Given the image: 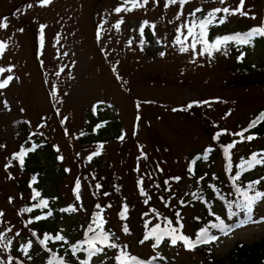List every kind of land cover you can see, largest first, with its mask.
Here are the masks:
<instances>
[{
    "label": "rangeland",
    "instance_id": "1",
    "mask_svg": "<svg viewBox=\"0 0 264 264\" xmlns=\"http://www.w3.org/2000/svg\"><path fill=\"white\" fill-rule=\"evenodd\" d=\"M239 6L240 0H190L184 5L168 0L145 4L52 0L47 6L41 0H0V23L8 25L0 28V42L7 44L0 54V68L11 69L0 73V82L13 78L0 89V264L49 263L50 251L33 234L42 232L34 230L31 215L24 211L47 199L48 209L40 212L51 214L41 224L55 232L61 227L74 243L83 240L82 231L91 225L96 210L106 221L104 230L113 233L118 245L112 257L123 249L142 264L203 263L198 246L188 250L182 242L172 245L170 241L154 247L139 240L157 226L155 221L150 229L144 226L151 224L148 218L170 213L164 205L166 198L181 210L183 235L196 239L202 224L196 225L197 211L210 193L202 192L203 184L190 173L192 160L214 146L206 127L213 122L238 140L242 128L264 110V85L233 84L238 77H248L237 64L259 68L250 73L251 78L264 75V36L248 44L231 41L211 55H201L203 45L198 43L193 51V38L182 27L207 18L216 8L232 11ZM196 8L203 11L193 17L190 14ZM243 12L247 15L216 13L207 30L209 42L264 27V0H244ZM220 18L225 19L223 24ZM177 36L189 51L181 52ZM98 124L106 128L102 136L97 135ZM250 136L254 138L239 139L238 160L257 149L264 152V133ZM44 143L53 149H46ZM34 144L38 149L25 158V168L15 154ZM36 152L38 164L33 159ZM96 152L100 154L93 155ZM209 156L208 163L198 158L204 182L220 184V179L227 180L224 154L212 149ZM34 177L31 186L27 182ZM141 180L147 196L141 194ZM36 191L40 197L33 199ZM125 205L128 225L119 220ZM262 218L264 200L258 199L250 220L243 211L224 226L227 235L211 233L219 237L208 243L214 255L223 258L236 244L264 240V222H254ZM240 221L244 224L237 227ZM29 242L25 255L23 249ZM61 245L67 250V244ZM104 257L93 256L90 261L88 257L83 264H101Z\"/></svg>",
    "mask_w": 264,
    "mask_h": 264
},
{
    "label": "trees",
    "instance_id": "2",
    "mask_svg": "<svg viewBox=\"0 0 264 264\" xmlns=\"http://www.w3.org/2000/svg\"><path fill=\"white\" fill-rule=\"evenodd\" d=\"M248 32H243V33H238V34H246ZM211 43V42H210ZM241 63V62H240ZM237 66L239 67V69L241 71H245L246 74H248V77L246 78L245 76H241L238 77L237 79H235L234 81V85L237 86H244V87H248V85H255V86H259V85H264V75L263 76H258L255 78H251L250 77V73L257 71L258 69L254 68L251 69L249 68L248 65L245 64H237ZM255 121V125L253 126V122ZM104 124H98V126H96V130H97V135L99 134L100 136L103 135V131L104 129H106L104 126ZM210 128L206 127V135L209 137V139L213 142V147L212 149L214 150H219L224 154V161L226 162L225 165V172H226V179L225 181H223V178L220 179V184H215L212 182H204L205 178L201 167H199V160H194L193 166L191 167V174H193L194 178H198L200 177V181L203 184L202 188L205 190H202V192H207V194L204 197V201H203V205L199 206V209L197 211V214L199 218H197V224L200 223V221H202L204 219L205 216H207L208 218H210V213L211 211V204H215L216 202H220V204L224 205L225 209H232L234 208V210L232 211L231 215L233 213H236L238 211H240V204L243 201V196L241 195V193L243 192H247L249 196H255L257 192L260 193H264V163H260V164H254L255 166V171H260L259 176H257V173L252 176L249 177L250 175H244L243 177L245 179H247L250 183L252 188L249 189V185L244 184L243 182H241V180H237L234 179L235 175L233 174V172H231V168H230V164L233 163L235 165H237L235 159H237L236 155H235V151L238 147V145L240 144L241 141H243L244 138L249 137L250 134H254L255 135H261L264 133V110L260 111V113H258L257 115L254 116L253 121L246 126V128H242V131L244 133L243 137H241L240 135H237L238 140H236L234 138V135L232 134V132L229 129H226L224 127H221V129H219V127H217V125L213 122L209 123ZM114 128V127H113ZM103 130V131H102ZM239 139L241 141H239ZM231 145H235L234 147H230ZM46 149H51L50 146H46ZM227 149V151H226ZM209 150L207 149L206 151V155L209 154ZM253 155L256 156L257 160H262L264 161V152L260 151V150H255L253 152H251L250 156L251 160ZM200 159H202L203 161H208L210 158L205 159L204 156H200L198 157ZM35 162L38 164L39 163V159H36V157H34ZM250 160H246V158H242L240 160V165H244L246 167L244 168H248V163H250ZM241 167L239 166V169ZM35 171V170H34ZM224 176V178H225ZM256 176V177H255ZM257 181H259V183H257ZM228 189L231 194V198L228 197ZM200 198V197H199ZM198 197H195L194 200H199ZM117 200V198H114ZM114 199L112 200V204L115 206V201ZM179 201L183 202L184 207L187 206V202H185L182 198L179 199ZM165 207L170 208V213H171V217L176 219L178 217L177 213H180V208L178 206H173L171 205L169 199H165V203H164ZM104 206V205H103ZM123 209H121L120 213L122 212ZM119 213V216H120ZM148 214H150L149 212H147ZM37 217H41L42 213H36ZM167 217H169L168 215L165 214H159V216H157V214L155 215V219H159L161 220H166L167 221ZM150 220V218H148ZM179 219V218H178ZM120 220L123 222V224H125V220L121 219ZM196 224V225H197ZM39 227L41 230H49L52 231L53 229H51L50 227H46L43 224H39ZM54 231V230H53ZM52 231V232H53ZM131 234H135V232H131ZM113 238V237H112ZM111 238L110 243H115L113 242ZM69 241H72V239L70 238ZM152 242V241H151ZM49 245L52 246L54 248V250H56V252L60 253L61 252V245H58L56 241H50ZM71 245V244H70ZM113 248H109L106 251L104 250L101 253H98L97 255H101L103 256V254H107V257L104 259V261H102L101 264H105L110 260H113L114 257H112V253L111 251H113ZM198 253L200 255H202L205 259L202 260L203 263L202 264H264V240H262L261 242H256L253 245H247V244H236L233 249L225 256L222 257H216L214 255V249H211L209 246H205V247H201L200 249H198ZM50 254L51 251H50ZM63 257V261L65 262H73V263H77V262H81V256L76 252V253H62L60 254Z\"/></svg>",
    "mask_w": 264,
    "mask_h": 264
},
{
    "label": "snow or ice",
    "instance_id": "3",
    "mask_svg": "<svg viewBox=\"0 0 264 264\" xmlns=\"http://www.w3.org/2000/svg\"><path fill=\"white\" fill-rule=\"evenodd\" d=\"M168 2L170 4H176L177 2H179L181 5L187 4L190 2V0H168ZM221 3H224V0H220ZM52 3V0H41V5L42 6H47L49 4ZM243 4H244V0H240V6L235 9L230 11L229 8L225 7V8H216L214 10H212L211 12L208 13L207 18L204 19H199L198 22L196 20L193 21L192 25L189 26L187 24L183 25V28L187 29V35L193 38V43L191 44V49L193 51H195L197 44H202L203 45V50L200 53L201 55L203 54H209L211 55V53L215 50V51H219L221 45L227 44L230 41H237L239 43L242 44H248L251 42V40L256 37V36H264V27H257L254 28L252 30H250L248 33L246 34H236V35H232V36H225L223 38H217L214 42H209L207 36H208V26L213 24L214 21L216 20V13H220L223 12L227 15H235L237 12H239L242 15H247V13L243 12ZM29 7H31V5H29ZM117 12L122 11V9L117 8L116 9ZM203 10L201 8H196L190 15H192L193 17L196 16V13L198 12H202ZM183 13L181 12V15ZM220 24H223L225 22L224 18H220L218 21ZM122 23V21H121ZM145 24H147V22H145ZM8 25L7 23H0V28H7ZM117 28H119V24L116 25ZM152 27H155L154 25ZM199 28V31L197 32L196 29ZM43 29H41L42 31ZM179 31V29H178ZM141 35H143V28L140 29ZM181 34H183V32H181ZM177 44L182 45L181 47V52H187L189 51L188 47L183 46L184 41H182L180 39V36L176 37V41ZM7 48V44L0 42V54H3L4 51ZM161 55L163 56L164 53H161ZM194 62V61H193ZM5 71H11V69H2L0 68V73H3ZM13 78L11 76H8L6 79H4L2 82H0V89L6 88L9 83L11 82ZM189 107H191V105H189ZM255 125V121L253 122V126ZM239 135L241 137H243L244 133L241 132L239 133ZM254 137L249 136L246 137V139L251 140ZM121 139H123V136L121 137ZM235 145H231L230 147H234ZM100 147L102 148L103 145H100ZM33 148L24 150L22 149L20 153L15 154L16 159L19 160V163L21 165L24 164V157L28 154L29 151H33ZM227 151V149H226ZM99 152L93 153V155H99ZM92 156H89V160H91ZM260 163H264V161L262 160H257L256 156L253 155L252 157V161L250 163H248V167H252L254 166V164H260ZM241 168L244 167V165H240ZM239 177H235L234 179H238ZM175 179H179L178 177ZM35 182V177L33 178V183ZM257 183H259V181H257ZM139 185H141L140 187V191L141 194L144 196H147V193H145L143 191L142 188V184L143 181H139L138 182ZM79 183H77L76 185V190H77V199H79V195H78V191H79ZM100 185H97V188H99ZM252 186L249 185V189H251ZM195 195V194H193ZM241 195L243 196V201L240 204V210L244 211L245 214L249 217V220L251 219V213H252V209H253V205L256 203V201L258 199H260L261 197H264V193H260L257 192L255 196H249L247 192H243L241 193ZM40 197V192L36 191L34 193V197L33 199H36ZM147 202V201H146ZM181 203H183L181 201ZM48 201L47 200H41L40 203L38 205H36V207H47ZM97 207L99 208L100 206L97 205ZM76 209L73 208L72 211H75ZM24 211L26 212H31L32 209L31 208H26L24 209ZM153 211L155 212V210L153 209ZM127 212H128V208L125 205L123 207L122 212L120 213V217L121 219H126L127 218ZM49 215L51 214L50 212L48 213ZM3 213H0V216H2ZM177 215H179L177 213ZM232 215L234 216H238L239 213H233ZM157 216H159V213H157ZM45 217H36L37 220L39 219H44ZM31 223V221H29ZM254 222H264V218H262L261 221H254ZM106 221L103 218L102 213H98L96 219L93 221V224L95 225V227H92L91 225L89 226L88 231L91 233H94V235L90 238H88L87 240H85L81 246L79 248H74L73 252L75 253L76 251H84L87 253L88 257H89V261L91 259V257L96 256L98 253H101L104 251L103 248H98L97 247V243H101L103 244L105 247L108 248H117L118 245L115 243H109L110 240V235L109 233L105 232L104 230V225H105ZM168 225L170 226L169 228L166 229H160L159 225H157L155 228L151 229L147 235H145L144 240H148L151 238H155L156 240V244L155 246H158L159 243L161 242V240L165 237H171V244L175 245L177 244V242H182L184 244V246L188 249V250H194L199 244H208V243H212L215 240H217L219 237L217 236H213V235H209L208 233V229L204 228L202 229L198 234L195 240L191 239L190 237L183 235V234H177L180 231V228L183 227V225H180V228H175V227H171L172 225V221L168 220L167 221ZM221 224H223V222H221ZM244 221H240L237 224V227L243 226ZM147 226V223H146ZM213 227H221L218 225H213ZM97 229H99V231H97ZM11 229H9L10 231ZM123 231L125 233H128V228L127 226L123 227ZM221 231L223 234L227 235V231L221 227ZM35 235V233H33ZM18 235V233H17ZM0 239H2V236H0ZM53 239V237L45 235L44 239L40 240V244L41 245H46L47 242L49 240ZM54 239L56 241H64L65 237L63 235H56L54 237ZM144 241H141V243H143ZM11 242L9 241V244ZM87 245V247L85 248L84 245ZM5 247H7V245H5ZM31 247V243L29 242V244L27 245V247H25L23 249L24 254L27 255L28 254V249ZM49 251H51L49 249ZM115 259L117 260L118 264H142L141 261L138 260V258L134 257V256H130L125 250H121L119 255L115 257ZM53 261H55V257H53V260L49 262V264H53ZM8 264H11V261L8 262ZM58 264H64L63 259L61 258L58 262ZM83 264V262H82Z\"/></svg>",
    "mask_w": 264,
    "mask_h": 264
},
{
    "label": "water",
    "instance_id": "4",
    "mask_svg": "<svg viewBox=\"0 0 264 264\" xmlns=\"http://www.w3.org/2000/svg\"><path fill=\"white\" fill-rule=\"evenodd\" d=\"M120 1H135V0H120Z\"/></svg>",
    "mask_w": 264,
    "mask_h": 264
}]
</instances>
